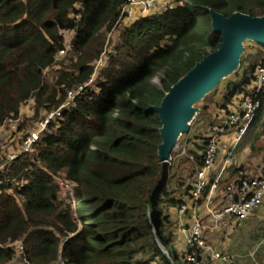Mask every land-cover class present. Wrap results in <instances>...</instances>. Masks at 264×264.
Wrapping results in <instances>:
<instances>
[{"label":"trees","instance_id":"1","mask_svg":"<svg viewBox=\"0 0 264 264\" xmlns=\"http://www.w3.org/2000/svg\"><path fill=\"white\" fill-rule=\"evenodd\" d=\"M126 3L0 0V126L16 120L29 99L40 104L46 97L48 110L63 103L65 95L54 100L47 93L44 78L63 49L58 29L73 31L72 46L85 49L102 28L121 21ZM211 10L225 17L236 11L261 16L264 0H178L172 7L137 16L120 29L102 78L81 87L29 151L6 163L7 171H0V264H59V259L69 264L83 256L107 264H192L173 246L172 231H166L168 216L162 205L179 204V199L169 197L165 183L155 191L163 166L157 155L160 123L154 107L179 77L218 47ZM252 44L253 51L244 50L223 86L202 99L205 111L217 95L221 102L215 104L222 110L239 95L249 98L253 111L238 147L264 119V83L249 87L255 69L264 67V44ZM92 69L81 59L78 76L62 82L68 89L86 83ZM153 75L158 84L151 83ZM197 139L189 177L204 164L208 134ZM188 157L172 150L167 178L176 173L174 165H187ZM62 171L73 189L75 218L58 206L55 178ZM215 176L207 177L200 204ZM65 234L74 235L61 240ZM76 237L84 244L77 246ZM18 241L19 257L12 246Z\"/></svg>","mask_w":264,"mask_h":264},{"label":"rangeland","instance_id":"2","mask_svg":"<svg viewBox=\"0 0 264 264\" xmlns=\"http://www.w3.org/2000/svg\"><path fill=\"white\" fill-rule=\"evenodd\" d=\"M178 0H160L155 2V6L148 11L149 14L159 12L167 7H172L176 5ZM147 13V14H148ZM134 16H138V13ZM72 17V14H69ZM136 17H126L122 18L118 24L111 29L102 28L94 40L85 49H77L72 46L71 41L73 39V31L66 29H58L57 34L61 39L63 49L57 52L54 57V65L50 69L46 70L44 78L47 81L46 86L48 89L47 93L54 94V100L59 98L60 95H65L64 101L66 100V89L67 86L64 81L65 79L73 80L78 76L76 66L81 59L89 61L92 66L91 78L83 84L73 85L69 89L79 90V87H84L86 85H93L97 78H102V73L107 69L109 58L108 54L113 52V47L120 40L119 32L124 26H127ZM244 50L247 52L253 51L252 42H246L244 44ZM256 71H254L255 74ZM65 78V79H64ZM151 83L158 84V76L153 75L151 78ZM224 80V79H223ZM255 80H252L249 87L253 86ZM218 87L223 86V81L221 80ZM248 87V88H249ZM63 89V91H62ZM68 89V90H69ZM63 101V102H64ZM74 100L70 101V104ZM215 102H221V96L217 95L214 99ZM208 103L207 109L203 110L204 101L200 100L196 106L199 111L195 114V117L191 123L190 130L187 134L182 135L177 142V145L173 149L174 152H179L181 156L189 155L187 165L176 164L174 165V175L166 176L165 187L169 192V197L179 199V204H163V213L168 216V223H166V231H172L173 241L172 244L179 253H184L186 249V234L192 224V220L195 216L201 218V222L206 225L208 224V216L203 214L201 208L202 204L198 200H193L190 192L188 190V184L193 182V177H189L190 164L192 162V154L196 151L195 142H199L197 136H206L212 127L218 126L223 122L225 117L232 114L243 115V97L239 95L235 98L231 105H229L225 110L218 107L217 104ZM49 102L46 97L42 98L40 104L36 103L34 99H29L25 102L20 109L19 117L16 120H9L0 126V171H7L5 169L6 163L9 162L12 155L19 156L29 150H24L23 140L24 138L34 132L39 128L40 122L52 111L55 110L54 107L50 110ZM243 120V119H242ZM245 120H243L244 122ZM246 123V122H245ZM237 124L227 125L226 131L234 130L233 133L239 131L236 128ZM245 133V130L243 134ZM242 134V135H243ZM232 136H227L225 142L222 143L220 149H218V157L215 159L213 165L211 166L210 172L207 177H210L213 173L218 174V170L221 166V161L224 156L229 153V149L232 152L231 163L232 167L229 169L234 170V167L240 163L243 167V172L247 177L256 174L257 170L264 166V157H262V149H264V119H262L260 125L253 132V134L247 138L244 143L242 142L239 147L238 143L241 141L242 136L237 140L233 148H231ZM219 148V146H218ZM219 161V162H218ZM170 163V161H169ZM168 163V165H169ZM172 163V161H171ZM189 167V168H188ZM219 181L218 190L223 191L226 184H229L228 179H222L224 173L221 175ZM65 172H59L55 181L58 184V206L66 211H68L71 217H76L75 207L73 203V189L71 185L64 179ZM161 178L158 177L159 181ZM210 179V178H209ZM157 185V183H156ZM155 185V186H156ZM7 194H12V190L9 189ZM215 194V192H214ZM200 197V196H199ZM222 197V196H221ZM14 201L20 204L21 199L18 197L13 198ZM216 204L217 200H213ZM185 205V211L182 214L178 213V209L181 205ZM256 223V224H255ZM255 224V225H254ZM264 225V211L251 215L247 220L240 222L233 228L218 230H205L204 236L209 244L214 245V247L224 254L232 258V264H259L257 254L260 251L261 246H264V231H261L258 237L253 236V230L256 225ZM81 230V226L78 225L77 232ZM74 234H68L65 236H60L61 240H65V237H71ZM210 237V238H209ZM213 239V240H212ZM248 239V240H247ZM219 245L213 244V241ZM175 242V243H174ZM75 243L77 246L84 244L81 239L75 238ZM15 249L16 256L19 257V251L21 249V242L12 244ZM264 252V251H262ZM232 255V256H231ZM73 260V259H72ZM106 260H98L95 262L86 261L85 256L81 259H74L70 261L69 264H107ZM59 264H63V261L59 259ZM197 264H209L206 259H201Z\"/></svg>","mask_w":264,"mask_h":264},{"label":"built area","instance_id":"3","mask_svg":"<svg viewBox=\"0 0 264 264\" xmlns=\"http://www.w3.org/2000/svg\"><path fill=\"white\" fill-rule=\"evenodd\" d=\"M160 0H127V3L122 8L123 18L136 17L145 15L150 9L155 6V2ZM255 83L257 86L264 83V67L258 66L255 69ZM81 90L70 89L67 91L66 100L56 109L51 111L39 124L37 131L28 134L23 140V149L29 150L33 143L39 138L51 120L58 116L63 108L69 106L70 101L74 100L75 96ZM243 115L228 114L223 122L218 126L212 127L208 133V142L204 155V164L199 169L195 176L194 181L188 188L193 200H198L202 190L208 183L207 174L210 172L211 166L218 155V146L220 138L225 134L227 125L237 124L236 128L239 131L236 140L239 139L245 130L247 121L251 117L253 111V104L249 98H243ZM245 120L243 122V120ZM246 122V123H245ZM16 155H12L13 159ZM231 154H226L221 162L218 174L210 182L208 192L202 203V210L208 216V224L204 225L201 218L195 216L192 224L186 234V249L185 259L192 263L197 264L201 259H206L208 262H221L222 264H230L232 257L224 254L216 249L214 245L207 242L204 236L205 230H224L233 228L243 220L250 217L253 212L264 202V166H262V174L260 176L247 177L243 172L239 171V177L229 184H226L223 191H220V199L216 204L213 203L214 192L218 188V183L221 179V174L225 168L230 165ZM185 211V205H181L178 213L182 214Z\"/></svg>","mask_w":264,"mask_h":264},{"label":"water","instance_id":"4","mask_svg":"<svg viewBox=\"0 0 264 264\" xmlns=\"http://www.w3.org/2000/svg\"><path fill=\"white\" fill-rule=\"evenodd\" d=\"M210 19L212 29L219 32L218 47L195 62L169 87L160 103L154 107L160 123L157 155L163 166L155 191L164 186L171 151L178 139L189 132L195 114L199 111L196 104L215 89L221 80L237 70L246 42L264 44V14L250 16L236 11L225 17L211 10Z\"/></svg>","mask_w":264,"mask_h":264},{"label":"crops","instance_id":"5","mask_svg":"<svg viewBox=\"0 0 264 264\" xmlns=\"http://www.w3.org/2000/svg\"><path fill=\"white\" fill-rule=\"evenodd\" d=\"M233 131L234 130H229V131H226L225 132V134L220 138V140H219V149H220V147H221V145H222V143L223 142H225L226 141V139H227V136L229 137V136H232L233 135V138H232V141H231V148H233L234 147V145L236 144V142H237V140H236V138H237V136H238V134H237V132H235V133H233ZM262 147H264V146H262ZM229 152H230V154H231V158H232V152H231V149H229ZM219 155V154H218ZM218 157V156H217ZM262 157H264V149H262ZM221 158L222 157H219V159H220V162L219 163H221L222 161H221ZM231 162V161H230ZM233 165H232V163H230V165L229 166H227L226 168H225V170H224V176L222 177V179H228V181H233V180H235V179H237L238 177H239V171L240 172H243L242 170H243V167L241 166V164L240 163H238L235 167H234V170H233V168H232V170L231 169H229L230 167H232ZM244 173V172H243ZM262 174V167H260L258 170H257V172H256V174H254V175H252V177H254V176H260ZM220 191L217 189L216 190V192H215V201L217 200V202H218V200L220 199ZM261 211H264V202H262V204L253 212V214L252 215H255L256 213H259V212H261ZM203 214H204V212H203ZM204 215H206V214H204ZM249 218V217H248ZM245 220H247V219H245ZM245 220H243V221H245ZM256 224V223H255ZM254 224V225H255ZM261 231H264V225H262V224H258V225H256L255 226V228H254V230H253V236L254 237H258L257 235H259V233H261ZM210 238V237H209ZM213 240V239H212ZM248 240V239H247ZM215 241L216 240H214L213 241V244H215V245H219V244H217V242L215 243ZM175 243V242H174ZM262 251H264V246H261V248H260V251L258 252V256H257V258L259 259L258 260V263L259 264H264V252H262ZM232 256V255H231ZM232 258H234V256H232ZM233 260V259H232ZM209 264H222L221 262H208ZM233 262H231L230 264H232Z\"/></svg>","mask_w":264,"mask_h":264}]
</instances>
